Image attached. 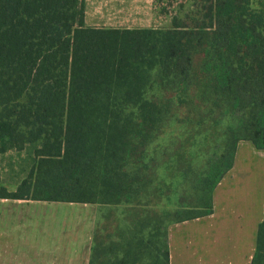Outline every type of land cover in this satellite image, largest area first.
Masks as SVG:
<instances>
[{
	"label": "trees",
	"instance_id": "trees-1",
	"mask_svg": "<svg viewBox=\"0 0 264 264\" xmlns=\"http://www.w3.org/2000/svg\"><path fill=\"white\" fill-rule=\"evenodd\" d=\"M85 12L83 0H0V153L30 148L32 157L18 188L1 186L0 198L126 204L130 227L118 220L111 231L103 215L90 264H160L163 255L170 264L169 241L164 249L156 242L159 223L152 229L138 215L140 174L126 167L145 158L175 99L189 113L190 99L202 100L208 88L219 93L220 110L235 96L245 102L233 90L240 77L230 74L237 34L248 42L249 69L240 79L244 96H252L245 105L255 112L208 195L209 210L189 211L179 222L213 212L214 189L239 140L264 148V9L252 8L251 0H195L171 26L149 28L92 27ZM223 18L238 22L236 31L219 32L218 83L201 52ZM252 264H264V220Z\"/></svg>",
	"mask_w": 264,
	"mask_h": 264
},
{
	"label": "crops",
	"instance_id": "crops-1",
	"mask_svg": "<svg viewBox=\"0 0 264 264\" xmlns=\"http://www.w3.org/2000/svg\"><path fill=\"white\" fill-rule=\"evenodd\" d=\"M83 1L92 27L149 28L170 21L156 0ZM13 153L22 156L13 149L0 153V187L11 191L27 175L11 176L14 184L4 180L3 173L15 168L1 161ZM96 205L0 198V264H90ZM263 220L264 150L241 141L214 189L213 212L171 225L170 264H252Z\"/></svg>",
	"mask_w": 264,
	"mask_h": 264
},
{
	"label": "rangeland",
	"instance_id": "rangeland-1",
	"mask_svg": "<svg viewBox=\"0 0 264 264\" xmlns=\"http://www.w3.org/2000/svg\"><path fill=\"white\" fill-rule=\"evenodd\" d=\"M160 8H163L165 15L170 21L158 25V27H169L174 16H183V11H187L195 0H156ZM242 0H236L241 3ZM252 8H263L264 0H251ZM167 19V18H166ZM219 19L215 21L214 34L205 49L201 52L202 64L209 63L213 75H217L219 83V32H227L231 29L237 30V20L234 18ZM233 47L237 54L234 59V67L230 71L234 79L240 77L242 80L248 73L247 58L249 53L248 42L240 38L237 34L233 39ZM238 55V56H237ZM195 58H198V52ZM236 81L233 88L238 91L240 97L245 102H250L252 96L247 98L242 90L241 79ZM260 88H263L259 84ZM234 94V93H232ZM258 98V97H256ZM177 105L166 109L163 116L156 124L153 134L150 136L145 158L138 166L129 164L127 171L137 170L142 179L141 192L143 201L139 206L138 215L143 221L148 223V227L156 228L155 223H159L161 235H157V245L165 247L168 240L171 225L179 223L181 218L206 212L209 210L208 195L210 194L220 173L225 168L232 153L235 142L245 137L247 131V121L251 112L254 111L253 105L246 106L245 102L238 100L235 96V103L232 106L219 109V93L213 96L211 88H208L202 100L190 99L189 111L186 106L181 105L175 99ZM255 112V111H254ZM241 141L251 142L258 148L251 139H241ZM238 142V144H239ZM237 144V145H238ZM31 150L28 148L22 152V156H7L1 161L5 164H14L15 170L3 173L4 180L14 184L15 178L20 179L28 173L32 163ZM10 161V163H9ZM13 161V162H12ZM207 191V196L203 198V192ZM98 222H102L103 215L110 216V230L119 220L122 227H130L128 213L131 209L126 204H100L96 203ZM201 204H204L201 206ZM144 222V223H145ZM139 228V225H138ZM137 228V229H138ZM152 228V229H153ZM109 231V229H108ZM156 232V229H154ZM135 233V226L133 232ZM162 258V256H161ZM160 264H164L161 260Z\"/></svg>",
	"mask_w": 264,
	"mask_h": 264
}]
</instances>
